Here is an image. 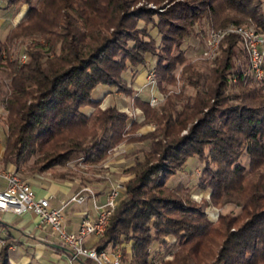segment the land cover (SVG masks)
Instances as JSON below:
<instances>
[{"label": "trees", "instance_id": "16d2710c", "mask_svg": "<svg viewBox=\"0 0 264 264\" xmlns=\"http://www.w3.org/2000/svg\"><path fill=\"white\" fill-rule=\"evenodd\" d=\"M2 1L0 8L28 4L0 39L3 161L19 171L34 158L37 173L78 152L85 162L99 163L123 141L148 140L143 160L135 159L125 170L133 176L125 182V195L118 199L98 246L120 247L121 260L129 264H150L151 258L161 257L160 249L150 252L155 240L172 254L158 264H207L208 255L210 264H264V84L257 83L264 80L250 72L244 75L249 64L238 35L222 39L209 75L192 64L182 67L181 79L194 94H173L159 111L136 99L147 121L155 123L139 138L131 134L140 124L130 122L115 105L101 108L91 96L98 84L130 92L123 73L156 52L147 22L161 36L156 73L164 89L162 82L175 84L172 71L180 61L169 53L195 24L207 19L214 28L252 24L264 30L263 0ZM163 5L167 7L159 11ZM28 39L22 50L27 59L19 62L21 51L17 55L15 47ZM241 54L246 66L239 63ZM233 79L241 87L235 95L240 102L229 104L224 91ZM87 107L93 108L90 114ZM243 153L249 157L247 167L240 162ZM190 156L203 162L199 185L211 188L212 202L241 206L244 220L239 225L233 227L236 218L226 215L218 226L212 224L201 205L168 189L167 180ZM168 235L179 242L167 243L162 237ZM206 237L214 248L201 249ZM8 245L0 247V264H9Z\"/></svg>", "mask_w": 264, "mask_h": 264}, {"label": "rangeland", "instance_id": "374dc122", "mask_svg": "<svg viewBox=\"0 0 264 264\" xmlns=\"http://www.w3.org/2000/svg\"><path fill=\"white\" fill-rule=\"evenodd\" d=\"M33 3H35L37 0H32ZM0 5L4 4V1L0 2ZM21 3V2H19ZM24 6H27L28 4L25 2H22ZM141 3H138L139 5ZM21 6V7H24ZM147 6L151 8H156V5L152 3H148ZM159 11H163L167 5L158 6ZM263 10H264V0H263ZM12 11V8H5L1 6L0 8V17L6 16L4 19V24L0 27V39L3 40L6 36V31L8 33L9 27L11 26V22L7 18L10 16V12ZM23 10L18 11L17 16L19 18H16L17 22L20 20L22 16ZM26 12V11H25ZM156 18V17H155ZM9 21V22H8ZM16 22V23H17ZM147 32L152 37V42H154L156 47V52H149L146 54V61L147 62L145 66V75L143 76V79L140 82V87L134 86L133 89L131 88L130 82L133 80V78L138 74L140 70H143V65L135 66L137 69L133 72L132 68V74H130V70H126V75H129L128 80H125V88L129 89V93L122 91L117 86H114L115 89L109 93V98L103 99L100 102V107L104 108L108 105H116L115 102H123L124 104L128 106L126 110V113L129 116V121H135L136 123L140 124V128H138L134 134L131 136L139 138L141 133L153 130L155 128V123L153 121H147L146 114L144 112L143 107L137 106V98L140 100H146L148 102V105L159 111L161 107L166 105L167 99L169 97H172L173 94L182 96V94H194L195 90L190 85H187L183 82V79H181V71L182 67L186 64H192L196 67V69L200 71L207 72V75L211 73L210 67L213 65V61L216 54L214 56H210L208 51V37L209 32L214 27L211 25L210 22L207 21V19L203 20L202 25L195 24L193 28H191V32L187 35H185L182 39V42L179 47H173L171 49V52L169 53V57L172 59H175L176 57L178 60V63L175 65V68L173 69L172 73L175 76V84H169L166 82H162V86L159 84V77L156 73V60H158L157 51L161 50L162 42H161V36L158 32V29L156 27H153L151 22H147L145 24ZM252 26L256 31H264V30H257L252 24H243ZM227 26V25H226ZM225 27V26H224ZM222 28V27H220ZM218 29V28H214ZM24 42V41H23ZM30 41L29 39L26 40V42L21 43L17 45L16 50H14V53L17 55L19 54V62H24L27 59V56L25 60H21V55L25 54L22 52V50L29 45ZM240 45H242L240 43ZM219 48V46H218ZM20 49L21 52L18 53V50ZM244 49V48H243ZM264 51V45L262 47ZM218 52V49H217ZM246 53V52H245ZM26 55V54H25ZM247 55V53H246ZM240 62L243 66H246L245 64V57L243 54L239 55ZM175 61V60H174ZM248 61V56H247ZM234 63H238V59L234 60ZM145 65V64H144ZM142 68V69H141ZM249 72V69L245 70V73ZM153 73L152 80L153 83H150V79L148 76ZM149 81V82H148ZM255 81V80H254ZM133 82V81H132ZM257 82V81H255ZM135 83V81H134ZM133 83V84H134ZM208 83V82H207ZM258 86H261V84H264L263 82H257ZM127 89V90H128ZM183 89V93L180 91ZM134 90V91H133ZM141 93H143L141 95ZM241 91V87L236 85L235 79L232 81L231 84L228 85L226 90L224 91V95H228L230 97L229 104H236L239 103V98H236V94H238ZM262 91L264 92V85L262 88ZM151 95L156 98V101L151 103L150 98ZM118 97L119 99H117ZM133 107H138L140 111H136ZM84 110L87 112V114H90L93 110V108H84ZM135 113H138L140 115L141 113V120L138 121L137 118H135ZM135 118V120H134ZM5 119V111L1 107L0 103V122L4 124ZM139 119V118H138ZM195 121V120H194ZM191 120L189 124L180 132V135L186 133L192 124L194 122ZM5 125V124H4ZM149 148V142L148 140H142V141H123L122 143H119L117 146H115L109 153L107 154V157L99 162V163H90L85 162L83 153H75L73 154L69 160L63 164H55L51 165L50 168L47 169L48 176H61L62 178L68 179V180H74L78 179L79 183L83 186L90 187L94 190L95 186H98L99 184H103L105 181L112 182L111 184L114 185L116 183H123V189L120 193L119 200L124 197V191H125V182L128 180L129 177L133 176L132 174H125V170L129 167L130 164L133 163L135 159L143 160L144 155L146 151ZM111 155H113L111 157ZM33 159L31 158L28 162L25 164H22L20 166V170L16 171L14 167L11 168V170L15 171L22 179L26 180V175L34 173L33 171H36L38 165H33ZM249 157L243 153L240 157V162L244 166H248ZM202 165L203 162L197 157V156H190L185 163L176 170L175 174H173L166 182V185L168 186L169 190H173L175 196H179L185 199H189L192 202H195L199 205H201L206 212V216H208L209 221L218 226L220 223V219L222 216H229V217H235L236 222L233 223V227H236L239 225L243 220V210L241 209V206L235 204V203H229V202H222V200L218 202H212L210 199V194L212 192L211 188L206 187L202 188L199 185L200 179H201V171H202ZM212 166H215L214 163L211 162ZM111 167V168H110ZM125 176V179L123 178ZM110 185V187L112 186ZM102 187V186H101ZM110 189V188H109ZM108 189V190H109ZM95 191V190H94ZM87 238V237H86ZM85 238V240H86ZM167 243H178V238L176 236L168 235L162 237ZM204 243L201 246V249H206L208 247H213L214 245H211L209 241H207V237L205 240H203ZM86 244V243H85ZM176 245V244H175ZM2 244L0 243V247ZM175 247V246H174ZM120 248V247H119ZM166 246L162 245L158 240H155L151 247L150 252L153 253L156 249H160L163 251V255L158 258H151L150 264H158L162 260L171 259L172 254H169L165 252L164 250ZM176 249V248H174ZM21 251V250H20ZM212 257L210 255L207 256V264H210ZM122 264H129L128 260L123 261L121 260ZM198 263V260L196 261ZM73 264H78L77 260Z\"/></svg>", "mask_w": 264, "mask_h": 264}, {"label": "built area", "instance_id": "2783aa9c", "mask_svg": "<svg viewBox=\"0 0 264 264\" xmlns=\"http://www.w3.org/2000/svg\"><path fill=\"white\" fill-rule=\"evenodd\" d=\"M230 34L240 37V43L248 56L249 72L259 81L264 80V31H256L252 26L243 24H229L218 29H211L208 37V51L210 56L217 53L222 39ZM26 55H21L25 60ZM244 75L247 73L244 72ZM153 73L148 78L153 83ZM234 80V79H233ZM149 82V81H148ZM156 98L151 95L150 102ZM1 176L6 185L0 190V213L12 212L22 214L32 211L36 217V227L47 228L56 236L59 242L71 251L70 259L89 260L95 264H122L121 249L119 247L101 248L98 244L87 246L86 237L99 240L105 233L113 210L116 207L123 183H116L106 192L104 202L98 203L93 189L83 186L74 192L60 206L53 207L50 197H36L30 184L22 179L15 171L6 169ZM93 199L94 215L84 213L75 230H67L65 226V208L72 202L84 203L88 197Z\"/></svg>", "mask_w": 264, "mask_h": 264}, {"label": "crops", "instance_id": "0c3cea01", "mask_svg": "<svg viewBox=\"0 0 264 264\" xmlns=\"http://www.w3.org/2000/svg\"><path fill=\"white\" fill-rule=\"evenodd\" d=\"M18 3L12 7L10 16L7 18L11 22V26H14L17 22L16 17L18 11L23 10L22 16L27 10V6ZM6 16L0 17V27L4 24ZM8 21V22H9ZM7 34V31H6ZM145 65L143 64V70H140L138 74L133 78V82H130V86L133 89L134 86L140 87V82L145 75ZM138 67V66H137ZM133 67V72L137 69ZM142 69V68H141ZM130 74H132V68ZM123 78L127 81L129 75H126V71L123 73ZM135 81V83H134ZM134 83V84H133ZM115 89L114 86L98 84L93 90L91 96L92 99L101 101L109 98V93ZM134 91V90H133ZM142 91H140L141 93ZM143 93H141L142 95ZM119 99L118 97H116ZM120 100V99H119ZM116 107L126 112L127 105L123 102H115ZM136 111H140L137 107H133ZM141 112V111H140ZM135 118L138 121L141 120V113H135ZM134 118V120H135ZM139 118V119H138ZM136 121V120H135ZM6 146V127L0 122V190H2L6 182L1 174L6 169H11L13 166L10 163L3 161L4 150ZM113 155H111L112 157ZM111 168V167H110ZM46 171L31 173L26 175V181L32 187L36 197H50V204L53 207L60 206L61 202L68 199L74 192L81 188V184L78 179L68 180L61 176H48ZM125 179V176L123 177ZM112 182L110 179L105 181L102 185L99 184L94 188L95 199L98 203L104 202L105 195ZM102 186V187H101ZM84 213L89 215L95 214L93 206V199L89 196L84 203H70L64 210L65 214V226L67 230H75L79 221ZM0 220V243L8 242V260L9 264H73L75 260H71V251L62 245L59 240L53 235L49 229L36 227L37 217L32 211H27L22 214H15L12 212H1ZM99 240L93 237H87L85 243L87 246L98 244ZM21 250V251H20ZM78 264H84L80 260H77ZM86 264H95L88 261Z\"/></svg>", "mask_w": 264, "mask_h": 264}]
</instances>
